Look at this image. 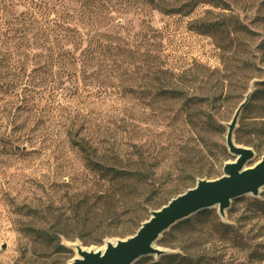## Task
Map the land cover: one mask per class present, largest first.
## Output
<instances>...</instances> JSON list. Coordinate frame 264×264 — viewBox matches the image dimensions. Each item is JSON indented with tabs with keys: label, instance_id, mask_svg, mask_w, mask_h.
<instances>
[{
	"label": "rangeland",
	"instance_id": "obj_1",
	"mask_svg": "<svg viewBox=\"0 0 264 264\" xmlns=\"http://www.w3.org/2000/svg\"><path fill=\"white\" fill-rule=\"evenodd\" d=\"M32 1L0 0V264H66L75 256L70 245L125 239L131 234L119 233L156 210L148 206L167 204L198 179L220 177L234 160L225 125L253 82L251 95L264 92V0H223L224 9L197 5L176 16L138 5L112 15L99 35L89 32L98 52L90 60L71 50L68 66L21 46V13H31ZM235 21L242 29L231 31ZM213 23L215 32L202 33ZM247 106L237 122L244 137L263 120L264 95ZM235 143L253 151L247 167L264 156V135L257 149ZM86 153L105 167L141 169L143 162L152 174L148 192L119 197L108 178L86 166ZM103 196L118 200L110 219L100 211ZM128 197L140 208L129 207ZM50 226L69 235L60 244L70 252L53 251L29 232ZM155 246L206 254L215 260L208 264L246 263L226 244H196L186 227L169 230ZM144 258L137 262L160 257Z\"/></svg>",
	"mask_w": 264,
	"mask_h": 264
},
{
	"label": "trees",
	"instance_id": "obj_2",
	"mask_svg": "<svg viewBox=\"0 0 264 264\" xmlns=\"http://www.w3.org/2000/svg\"><path fill=\"white\" fill-rule=\"evenodd\" d=\"M20 1L22 6L29 4L27 0ZM138 5L167 16H176L184 10L187 13L192 12L197 5H209L219 9L226 7L223 0H33L31 13L29 15L21 13L19 26L23 35L19 40L24 49H29L32 46L38 51L47 53L45 61L48 64L51 62L60 65L65 62L64 65H71L70 62L71 60L75 61V56L70 55L71 60L66 56L71 53V50L78 49L81 50L80 57L83 56L84 59L90 58L91 60L96 51L98 52V49H96L98 44L91 37H88V33L92 32V34L99 35L98 33L101 30L111 26L112 15L127 14L136 9ZM229 26L231 31L242 29V26L236 21L231 22ZM203 29L204 32L202 33L207 34L215 32L217 27L213 23L204 26ZM32 30L34 33L30 34V32H33ZM261 43V47H264V41ZM88 51H90V54H88ZM261 85L264 86V78ZM171 93L178 95L176 92ZM262 95H264L263 91L255 90L251 101L260 98ZM244 108L242 110L245 111L248 106ZM262 135H264V116L263 120L252 126L246 135L247 137H244L243 128L239 127L235 131L234 140L237 143L244 142L252 146L253 149H257L256 139ZM82 151L85 152V150ZM91 156L88 153L83 154L86 166L91 171L108 178L114 187L119 189V197L135 196L136 194L139 196L141 193L148 192L147 184L152 174L145 169L143 162L141 169L128 167L121 169L114 165L105 167ZM112 197L114 198V196ZM98 199H101L104 204L100 211L106 216V219H110L115 212L117 207L115 203L118 200H113L110 196L98 197ZM132 199L133 197L130 199L128 197V206L140 208ZM162 206L164 204L148 207L157 210ZM226 215L227 223L220 220L215 210H203L176 224L170 228V231L185 229V227L190 228L192 238L196 244L198 242L199 244H226L238 250L242 255V260L246 261L245 264H264V243L260 242L264 241V190L258 199L250 197L236 199ZM139 226L140 223L136 225L134 230H126L119 233V235L122 238L126 234L133 235ZM29 232L35 238L42 240L53 251L59 253L70 252L60 244V238H70L63 228L57 226H50L49 228L35 227L30 229ZM258 241L260 244L257 243ZM163 243H166L165 239ZM96 244H100V241L95 242ZM141 260H146V258ZM210 261L215 262L211 256L206 254L192 255L183 250V255L170 254V256H162L156 263L152 264H163V262L167 264H208ZM138 262L135 264H140Z\"/></svg>",
	"mask_w": 264,
	"mask_h": 264
},
{
	"label": "water",
	"instance_id": "obj_3",
	"mask_svg": "<svg viewBox=\"0 0 264 264\" xmlns=\"http://www.w3.org/2000/svg\"><path fill=\"white\" fill-rule=\"evenodd\" d=\"M254 82L245 94L243 101L235 109L230 121L225 125V148L234 157L233 161L222 165V175L212 181L198 179L193 188L169 199L161 208L150 211L148 219L141 222L133 235L123 240H105L100 247L74 248L75 256L66 264H135L144 257L159 258L172 253L157 248L160 238L176 224L203 210L216 209L221 220L227 218L231 204L243 197L258 199L264 189V156L256 164H246L255 158L251 149L238 146L234 133L242 109L251 98Z\"/></svg>",
	"mask_w": 264,
	"mask_h": 264
},
{
	"label": "bare ground",
	"instance_id": "obj_4",
	"mask_svg": "<svg viewBox=\"0 0 264 264\" xmlns=\"http://www.w3.org/2000/svg\"><path fill=\"white\" fill-rule=\"evenodd\" d=\"M79 246V244L75 243V244H72L70 245V247L74 250L75 247ZM85 248H88V247H85ZM158 248V247H157ZM75 251V250H74Z\"/></svg>",
	"mask_w": 264,
	"mask_h": 264
}]
</instances>
